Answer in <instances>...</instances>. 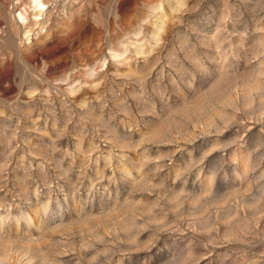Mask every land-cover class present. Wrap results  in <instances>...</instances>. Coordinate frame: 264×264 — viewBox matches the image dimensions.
Here are the masks:
<instances>
[{"label": "rangeland", "instance_id": "obj_1", "mask_svg": "<svg viewBox=\"0 0 264 264\" xmlns=\"http://www.w3.org/2000/svg\"><path fill=\"white\" fill-rule=\"evenodd\" d=\"M0 264H264V0H0Z\"/></svg>", "mask_w": 264, "mask_h": 264}]
</instances>
